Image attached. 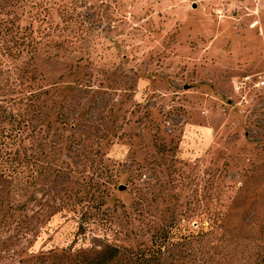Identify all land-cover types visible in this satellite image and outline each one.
Returning <instances> with one entry per match:
<instances>
[{
  "label": "rangeland",
  "instance_id": "1",
  "mask_svg": "<svg viewBox=\"0 0 264 264\" xmlns=\"http://www.w3.org/2000/svg\"><path fill=\"white\" fill-rule=\"evenodd\" d=\"M30 96L56 172L0 177V264H264V0H0V128Z\"/></svg>",
  "mask_w": 264,
  "mask_h": 264
},
{
  "label": "trees",
  "instance_id": "2",
  "mask_svg": "<svg viewBox=\"0 0 264 264\" xmlns=\"http://www.w3.org/2000/svg\"><path fill=\"white\" fill-rule=\"evenodd\" d=\"M26 99L28 100L26 101ZM26 99L19 97L18 99L10 100V106L13 111L7 115L9 126L6 129L0 128V177L12 176L18 181L20 188L27 193L30 186H34L37 181L43 180L46 174L54 172L55 169L53 171L50 169L53 158L50 157L49 152L46 150L48 142L40 132L41 128L39 130L25 116L27 110L33 112L37 108L36 104L32 103L35 96H30ZM66 167V169L73 171L69 166ZM97 169L94 167L92 172L95 176L101 174ZM91 179L92 177H89L88 180L82 178L84 188L93 187L94 184ZM108 194L109 192L106 190L105 195ZM75 198L77 200H73L72 204L81 203L84 199L82 196ZM9 214L11 217L9 220L2 219L3 225H9L11 222H15V226L22 225L23 220L20 217L17 218L12 211ZM155 228V241L159 240L158 244L160 245L161 239L157 238H160V235L166 231H164L165 228L162 226H156ZM146 255L148 256L147 259L144 257ZM149 256L150 250L144 251V249H141L138 252L129 247L111 244L97 250L92 255H86L80 264H132L137 258H140V260L145 258L144 261H141L145 264L151 261Z\"/></svg>",
  "mask_w": 264,
  "mask_h": 264
},
{
  "label": "water",
  "instance_id": "3",
  "mask_svg": "<svg viewBox=\"0 0 264 264\" xmlns=\"http://www.w3.org/2000/svg\"><path fill=\"white\" fill-rule=\"evenodd\" d=\"M122 187H123V185L120 186V188H122Z\"/></svg>",
  "mask_w": 264,
  "mask_h": 264
}]
</instances>
